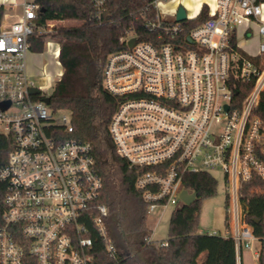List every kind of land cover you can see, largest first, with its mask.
<instances>
[{"label": "built area", "instance_id": "obj_1", "mask_svg": "<svg viewBox=\"0 0 264 264\" xmlns=\"http://www.w3.org/2000/svg\"><path fill=\"white\" fill-rule=\"evenodd\" d=\"M91 1L100 14L104 0ZM161 3L150 0L155 12L143 24L149 38L130 31L125 46L105 58L102 88L119 97L108 132L116 153L137 169L135 186L147 213L183 204L184 172H222L228 230L207 233L232 238L239 264L243 249L259 256L254 241L261 248L242 196L244 184L251 193L264 190V2L201 3L185 20L203 4L207 17L187 31L185 20L175 19L179 5L165 12ZM38 8L34 0L12 2L8 9L16 14L8 20L4 12L0 20V102H9L0 110V134L12 141L0 167L6 182L0 264H94L90 225L115 260L108 210L97 202L103 182L92 146L63 138L73 131L70 111L46 103L50 94L26 72L29 38L46 33L49 23H37ZM253 26L259 51L248 55L238 44V27L248 37ZM45 44L58 58L59 43ZM47 81L53 89L56 82ZM238 84L248 89L242 99Z\"/></svg>", "mask_w": 264, "mask_h": 264}, {"label": "trees", "instance_id": "obj_2", "mask_svg": "<svg viewBox=\"0 0 264 264\" xmlns=\"http://www.w3.org/2000/svg\"><path fill=\"white\" fill-rule=\"evenodd\" d=\"M37 23L52 20H74L78 24L61 26L55 34L59 43L58 61L63 68L60 78L50 93V106L70 111L73 131L63 138L88 141L92 146L96 168L102 178L101 192L97 202L107 207L105 224L107 233L116 249L112 260L106 248L91 227L94 264H237L232 238L202 233L198 229L202 199L213 196L217 181L206 171L184 172L182 187L196 192L191 204L173 208L166 240L147 241L149 228L147 210L135 186L137 169L129 167L112 144L108 124L118 105L119 97L102 88L101 73L108 53L122 49L124 37L130 31L140 38L151 35L144 28V20L154 15L150 0H104L99 14L91 0H34ZM264 2V0H259ZM0 6V19L2 15ZM207 17V6L199 13L181 23L187 31ZM48 34L30 36L29 48L34 52L43 50L44 37ZM239 91V99L248 89ZM12 148L10 137L0 134V167L7 160ZM250 184H244L243 196L248 206L246 220L254 234L261 239L256 264H263L264 252V190L250 192ZM264 189V183L261 184ZM6 182L0 180V219L4 210ZM258 219V223L253 222ZM239 264L244 263L242 260Z\"/></svg>", "mask_w": 264, "mask_h": 264}, {"label": "rangeland", "instance_id": "obj_3", "mask_svg": "<svg viewBox=\"0 0 264 264\" xmlns=\"http://www.w3.org/2000/svg\"><path fill=\"white\" fill-rule=\"evenodd\" d=\"M213 4L214 0H162L161 9L165 12L168 10L174 9L175 5H180L185 8L186 14H196L198 12L197 4L198 3ZM16 14L15 10H5L4 16L6 19H11ZM78 24L74 20H52L49 21L47 25L46 35L44 37L43 51L34 52L30 49L27 52L26 61H27V74L35 82L37 86H46L47 74L52 75L55 80L58 78L57 72L60 69L59 63L57 62L56 56L50 51L56 46L53 43L52 48L50 49L46 45V41H56L58 40L52 37V34H55L57 29L61 26H72ZM253 34L251 36L245 37L242 32L243 28L238 27V44L239 46L246 51L248 55H256L258 53L259 37L256 33V27L253 26ZM132 35V33H129ZM52 92V87L45 89L46 94ZM209 173L216 179L217 187L216 192L213 196L206 197L202 199L200 204V215L198 222V229L202 233H207L215 230L219 234H223L228 230V221L229 217L226 212L227 204V192L226 185L224 182V177L219 169H209ZM172 205L156 206L152 211L147 214V225L149 228V237L150 240L154 243H159L166 240L168 235V222L170 214L173 210ZM253 250L259 251L260 243L254 241ZM258 257H256L252 250L243 249L242 251V261L244 263L256 264Z\"/></svg>", "mask_w": 264, "mask_h": 264}, {"label": "water", "instance_id": "obj_4", "mask_svg": "<svg viewBox=\"0 0 264 264\" xmlns=\"http://www.w3.org/2000/svg\"><path fill=\"white\" fill-rule=\"evenodd\" d=\"M186 11L185 8L183 6H178L177 7V11H176V16L175 19L177 21H183L186 18ZM134 42V38H131L128 40L127 44L130 46L132 45V43ZM38 92V90L36 88H32L31 89V93L36 94ZM44 101L46 103L50 102V97H45ZM9 106V102H0V110H4ZM180 198L183 202V204H191L196 198H197V194L196 192H188L186 189H183L180 193ZM255 223H258V219H253L252 220ZM263 264H264V252H263V260H262Z\"/></svg>", "mask_w": 264, "mask_h": 264}, {"label": "crops", "instance_id": "obj_5", "mask_svg": "<svg viewBox=\"0 0 264 264\" xmlns=\"http://www.w3.org/2000/svg\"><path fill=\"white\" fill-rule=\"evenodd\" d=\"M21 0H0V6H2V14L5 12V10L7 9L8 10V8L10 7V4L12 3V2H16V3H19ZM200 2L197 4V8L200 6ZM0 20H2V15H1V19ZM43 51V50H42ZM41 51V52H42ZM51 51V50H50ZM52 52V51H51ZM53 53V52H52ZM27 56V55H26ZM55 56V55H54ZM57 62L59 63V61H58V58H57ZM59 66H60V69H59V71L57 72V74H58V78H56L55 80L53 79V77H52V75H50V74H47L46 75V77L47 78H49L50 80H52V84H54L58 79H59V77L61 76V73H62V71H63V68H62V66L60 65V63H59ZM26 72H27V61H26ZM30 77V76H29ZM48 82V81H47ZM41 87H44V88H48V84L46 85V86H41Z\"/></svg>", "mask_w": 264, "mask_h": 264}]
</instances>
